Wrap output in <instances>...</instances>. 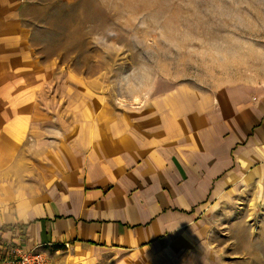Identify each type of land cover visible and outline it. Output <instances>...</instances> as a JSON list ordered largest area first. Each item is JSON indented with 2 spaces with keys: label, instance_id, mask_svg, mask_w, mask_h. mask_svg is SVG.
<instances>
[{
  "label": "crops",
  "instance_id": "0c3cea01",
  "mask_svg": "<svg viewBox=\"0 0 264 264\" xmlns=\"http://www.w3.org/2000/svg\"><path fill=\"white\" fill-rule=\"evenodd\" d=\"M15 67L0 63V258L19 244L56 264L173 263L237 189L264 196V86L118 113L76 103L49 139Z\"/></svg>",
  "mask_w": 264,
  "mask_h": 264
},
{
  "label": "rangeland",
  "instance_id": "374dc122",
  "mask_svg": "<svg viewBox=\"0 0 264 264\" xmlns=\"http://www.w3.org/2000/svg\"><path fill=\"white\" fill-rule=\"evenodd\" d=\"M0 17V63L33 82L49 139L76 103L118 113L179 91L264 86V0H0ZM253 190L232 193L208 235L163 264H264V196Z\"/></svg>",
  "mask_w": 264,
  "mask_h": 264
},
{
  "label": "built area",
  "instance_id": "2783aa9c",
  "mask_svg": "<svg viewBox=\"0 0 264 264\" xmlns=\"http://www.w3.org/2000/svg\"><path fill=\"white\" fill-rule=\"evenodd\" d=\"M14 254L0 258V264H56L47 254L37 249L25 250L21 245L13 247Z\"/></svg>",
  "mask_w": 264,
  "mask_h": 264
}]
</instances>
